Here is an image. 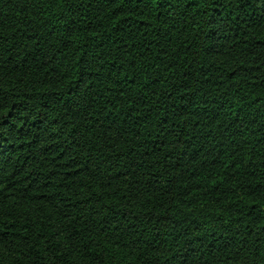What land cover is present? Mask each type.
<instances>
[{"label": "trees", "instance_id": "obj_1", "mask_svg": "<svg viewBox=\"0 0 264 264\" xmlns=\"http://www.w3.org/2000/svg\"><path fill=\"white\" fill-rule=\"evenodd\" d=\"M0 264H264V0H0Z\"/></svg>", "mask_w": 264, "mask_h": 264}]
</instances>
